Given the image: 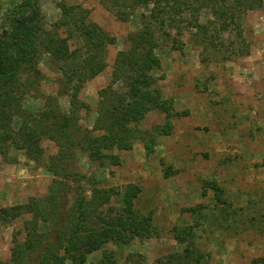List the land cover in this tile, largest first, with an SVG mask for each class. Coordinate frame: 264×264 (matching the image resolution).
<instances>
[{"label":"rangeland","instance_id":"1","mask_svg":"<svg viewBox=\"0 0 264 264\" xmlns=\"http://www.w3.org/2000/svg\"><path fill=\"white\" fill-rule=\"evenodd\" d=\"M39 1L46 27L53 33L67 35L66 29L56 28L62 17L61 5L66 4L76 8L72 20L79 23L86 17L114 38L103 52L107 67L86 81L77 96L85 107L81 105L77 111L76 122L83 131H94L100 91L113 84L115 90L125 92L122 82L114 83L115 59L118 52L128 49L130 34L141 28L142 16L151 12L152 5L137 7L123 21L114 12L127 7L125 0H110L109 8L101 0ZM199 17L201 23L214 19L208 8ZM188 20L180 23L181 33L169 26L171 36L160 35L162 45L156 49L161 62L153 71L156 87L163 99L171 101L174 115L154 110L138 124L140 130L154 136V150L148 152L146 138L139 137L130 149L115 151L120 164L92 160L79 151L68 161L70 169L83 176L74 184L88 196L94 188L120 192L105 206L121 208L126 186L138 184L141 191L135 207L144 214L154 213L159 235L129 244L110 241L90 254L85 264H102L104 250L113 253L116 264H172L170 254L183 252L187 244L175 238L173 228L189 225H194L192 240L204 253L205 264L264 260V0L222 31L214 44L200 43L197 29L190 28ZM74 26L70 27L74 31L72 48L82 44ZM78 61H69L66 70ZM59 64L62 62L56 63L45 53L38 73L30 71L35 83L24 104L31 111L39 113L49 104L52 115H63L76 103L62 92L59 80L64 73ZM14 120L17 129L20 119ZM168 124L171 132L158 134V128H168ZM40 145V157L15 147L0 152V210L49 193L53 175L47 169V159L57 154L59 147L47 138ZM213 180L224 189V206L213 189L207 187L206 194L203 192L205 182ZM200 204L204 206L196 211L184 210ZM31 218L32 214L22 212L0 220L1 260L11 258L14 237L24 239L25 222Z\"/></svg>","mask_w":264,"mask_h":264},{"label":"trees","instance_id":"2","mask_svg":"<svg viewBox=\"0 0 264 264\" xmlns=\"http://www.w3.org/2000/svg\"><path fill=\"white\" fill-rule=\"evenodd\" d=\"M101 1L109 8L110 0ZM125 1L127 7L114 12L120 20H128L141 5L151 4V12L142 16L141 28L129 36L128 49L118 52L115 59L114 83L122 82L125 92L115 90L113 84L102 89L94 131H83L76 117L81 105L85 107V104L77 96L86 81L107 67L103 52L108 44L114 43V38L86 17L79 23L72 20L71 12L76 9L73 6L61 5L62 17L56 28L66 29L67 35L60 36L46 27L39 0H0V152L5 154L6 149L15 147L40 157L43 154L40 142L44 138L59 147L58 153L47 159V169L53 175L49 193L32 198L27 204L0 210L3 221L22 212L32 214L31 220L25 222L24 239L14 237L11 258L0 259V264H85L90 254L110 241L129 244L135 239L159 235L154 225V213L144 214L135 207L141 191L138 184L126 186L124 206H105L120 192L116 188H94L88 196L84 189L74 184L83 176L72 171L68 161L79 151L92 160L120 164V156L115 151L130 149L139 137L146 138L147 151H153L154 136L140 130L138 124L154 110L174 115L172 103L163 99L153 73L161 64L156 53L162 45L160 35L163 38L171 36L169 26L181 33L180 23L189 18L190 28L197 29L200 43L214 44L222 31L242 19L245 12L262 4V0ZM206 8L214 19L201 23L199 15ZM71 25H75L82 42L74 48L70 43L74 36ZM173 46L181 48V45ZM45 53L56 63L62 62L58 65L64 73L63 79L59 80L62 92L75 98L76 103L63 115H52L49 104L39 113L24 104L35 83L30 71L38 73V64ZM77 59V65H70L66 70L67 63ZM15 118L20 119L17 129L13 126ZM167 127L160 126L158 134H169L171 125ZM207 187L215 191L216 198L224 206L226 201L221 196L224 189L219 183L206 181L204 194ZM202 206L184 210L193 212ZM193 230L194 225L173 228L175 238L187 244L183 252L170 254L168 258L172 264H205L204 253L192 240ZM101 263L116 264L113 253L104 250ZM254 264H264V260L258 258Z\"/></svg>","mask_w":264,"mask_h":264}]
</instances>
